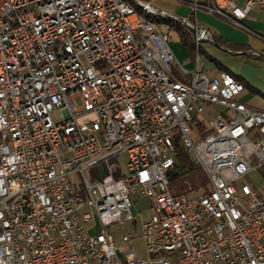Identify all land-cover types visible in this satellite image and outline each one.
Masks as SVG:
<instances>
[{
	"label": "built area",
	"instance_id": "obj_1",
	"mask_svg": "<svg viewBox=\"0 0 264 264\" xmlns=\"http://www.w3.org/2000/svg\"><path fill=\"white\" fill-rule=\"evenodd\" d=\"M182 1L194 48L214 42L197 10L250 31L264 7ZM167 39L122 0H0V264H264V194L244 179L264 165V108ZM179 152L206 190L171 186ZM138 194L145 258L102 230Z\"/></svg>",
	"mask_w": 264,
	"mask_h": 264
},
{
	"label": "rangeland",
	"instance_id": "obj_2",
	"mask_svg": "<svg viewBox=\"0 0 264 264\" xmlns=\"http://www.w3.org/2000/svg\"><path fill=\"white\" fill-rule=\"evenodd\" d=\"M141 1V0H139ZM152 7L161 10L163 13H155L154 15H150V20H153L159 29L163 32H166L169 35V39H167V44L171 51L173 52L176 59H178L182 65L186 69H191L194 66V57L196 52H199L201 59L211 66L214 64L212 58L219 59L225 65L232 69H236L238 72H241V75L248 79L250 82L255 84L259 90H252L251 88H244L243 91L240 92V96L243 100L251 103V104H259L264 102V49L261 50L258 47L254 49H247L244 50H237L234 48H230L223 44H216L210 40H201L199 44V51H196L194 47H189L186 43L183 42L182 30L177 27L180 25L184 27L186 30L190 29L183 24L180 23L178 20L179 18L188 16L190 5L182 0H148ZM255 10H252L249 16L252 19L256 20V25H252L249 21L244 20L243 22L246 23L250 27V31L245 30L241 27H236L232 23H229L221 18L222 23H220L216 27L218 30H222L221 39L225 41L224 36H228L231 38H236L237 36L243 37L247 35V33L260 37L264 41V9L261 10L259 14H253ZM143 14L138 13L142 16V18L147 19L144 17L146 14L142 11ZM155 18V19H154ZM247 33H246V32ZM262 35H260L259 33ZM185 34V32H184ZM190 36V34H188ZM245 37V36H244ZM192 39V36H191ZM249 51H255L257 54H249ZM209 72V71H208ZM211 74V73H209ZM76 103L78 100L75 98ZM253 106V105H252ZM119 161L120 167L122 168L123 162L125 160V156L123 153H120L117 156ZM93 169L90 168L89 171ZM95 172H97V166L94 167ZM264 165L259 167L257 171H263ZM174 186H177L179 191H187L192 188V184L190 183L189 177L185 176L183 179L174 180L171 183ZM256 191L263 194L264 192V184L258 185L253 183ZM198 190V189H197ZM131 203L129 206V210L131 215H133V220H121L110 223L108 225L103 226L102 230L107 231L115 241V245L122 249L126 245H130L134 251L136 257L145 258L146 254L143 248L142 240L139 237V226L140 222L145 219L149 212H150V201L147 196L145 195H133L130 197ZM84 227H89L90 223L83 222ZM101 227L99 223H96L95 228ZM123 233H129L130 238L129 240L124 243L121 241L120 236Z\"/></svg>",
	"mask_w": 264,
	"mask_h": 264
},
{
	"label": "crops",
	"instance_id": "obj_3",
	"mask_svg": "<svg viewBox=\"0 0 264 264\" xmlns=\"http://www.w3.org/2000/svg\"><path fill=\"white\" fill-rule=\"evenodd\" d=\"M263 9H264V7L254 6L248 12L246 17H248V15L252 12V10H255V12L253 11L254 12L253 14H255V15L259 14L260 15L261 10H263ZM250 15H252V14H250ZM246 17L244 18V20L249 21V23L252 25H256V20L252 19L251 16H249L248 19ZM196 19L200 25L206 27L211 32V34L216 38V41H214V43H216V44H220V43L223 44L224 43L226 46H228L230 48H234L237 50H244L245 49L246 51H247V49H254L257 47L261 50L264 49V41L260 37L249 34L246 31L245 32L247 33V35H244L245 37L244 36L243 37L237 36L236 38H231L228 36H224V37H226L225 41L222 40L221 39V35H222L221 31L222 30H220V29L218 30V28L216 29V27H219L218 25L220 23H222V21H221V19H219V17H217L211 13H208L204 10H197ZM257 33H259V32H257ZM189 34H190V32H189ZM259 34L262 35L261 33H259ZM190 37H191V34H190ZM249 54H251V53H249ZM212 60H213L214 64H212L211 66H209L207 64V74L209 76L217 75L220 71L225 70V71H228L231 74H233L239 80H241L244 84V88L248 87V88H251L252 90H259V88L255 86V84H253L248 79H246L244 76H242L241 72H238L236 69H232V68L228 67L219 59L212 58ZM209 73H211V74H209ZM262 94L264 95V92ZM240 99L243 100L241 98V96H240ZM243 101L246 102L247 104L251 105V106L253 105L255 107L264 108V102H261L259 104H251L245 100H243ZM244 179L255 189V187L253 186V183L258 184V185L264 184V170L263 171L251 170L246 174ZM263 194H264V192H263ZM263 240H264V236H263Z\"/></svg>",
	"mask_w": 264,
	"mask_h": 264
},
{
	"label": "trees",
	"instance_id": "obj_4",
	"mask_svg": "<svg viewBox=\"0 0 264 264\" xmlns=\"http://www.w3.org/2000/svg\"><path fill=\"white\" fill-rule=\"evenodd\" d=\"M127 1L133 4L135 9H137L139 13L143 14V12L136 5V2L134 0H127ZM144 17L151 18V16L147 14H144ZM177 27L180 29V31L182 30L181 38L183 42L186 43L189 47H194V43L191 37L188 36L189 30H186L184 27H181L180 25H178ZM214 41H216L215 37H214ZM167 176H169L170 184L173 183L174 180H177L180 178L183 179L185 176H188L190 183L192 184V188H196V189L200 188L201 190H206V187H207V181H206V177L203 171L195 162H193L188 157L186 152H179L177 156V161L169 169V172H167ZM171 186L174 187L176 191L182 192L177 189V186H174L172 184Z\"/></svg>",
	"mask_w": 264,
	"mask_h": 264
},
{
	"label": "bare ground",
	"instance_id": "obj_5",
	"mask_svg": "<svg viewBox=\"0 0 264 264\" xmlns=\"http://www.w3.org/2000/svg\"><path fill=\"white\" fill-rule=\"evenodd\" d=\"M123 3L127 4L128 7L131 9V11L134 13V15L138 18V19H142V20H145V21H151V22H154L153 20H150V19H144L142 18V16L138 13V10L135 9L134 5L131 4L130 2H128L127 0H122ZM136 2V5L140 8L141 11H144L147 15H154L155 13H163L162 11H159V10H153L151 8H148L146 7L142 1H139V0H134ZM178 20L180 21L181 24H183L184 26L187 27V24L186 22H184V20L182 18H179L178 17ZM191 36H192V33L190 32ZM196 51H199V44L198 46L195 47ZM195 56L200 57V54L199 52H196ZM202 60V59H201ZM219 74H221L222 76H224L227 80L233 82L234 84H236L237 86H240L242 88H244V84L241 80H239L238 78H236L233 74H231L230 72L228 71H225V70H222L219 72Z\"/></svg>",
	"mask_w": 264,
	"mask_h": 264
},
{
	"label": "water",
	"instance_id": "obj_6",
	"mask_svg": "<svg viewBox=\"0 0 264 264\" xmlns=\"http://www.w3.org/2000/svg\"><path fill=\"white\" fill-rule=\"evenodd\" d=\"M115 251H116V254L118 255L119 254V251L117 249Z\"/></svg>",
	"mask_w": 264,
	"mask_h": 264
}]
</instances>
